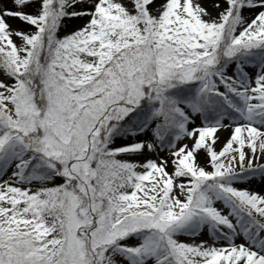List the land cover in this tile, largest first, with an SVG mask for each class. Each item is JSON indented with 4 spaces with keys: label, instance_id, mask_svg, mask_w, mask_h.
<instances>
[{
    "label": "snow or ice",
    "instance_id": "obj_1",
    "mask_svg": "<svg viewBox=\"0 0 264 264\" xmlns=\"http://www.w3.org/2000/svg\"><path fill=\"white\" fill-rule=\"evenodd\" d=\"M0 264H264V0H0Z\"/></svg>",
    "mask_w": 264,
    "mask_h": 264
},
{
    "label": "rangeland",
    "instance_id": "obj_2",
    "mask_svg": "<svg viewBox=\"0 0 264 264\" xmlns=\"http://www.w3.org/2000/svg\"><path fill=\"white\" fill-rule=\"evenodd\" d=\"M73 24L75 23V21L72 22ZM71 26V25H70Z\"/></svg>",
    "mask_w": 264,
    "mask_h": 264
}]
</instances>
